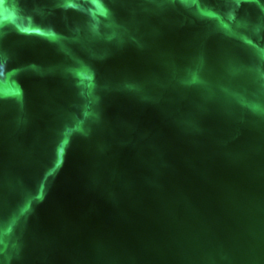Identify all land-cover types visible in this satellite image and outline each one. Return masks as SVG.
I'll return each mask as SVG.
<instances>
[{
    "label": "water",
    "instance_id": "1",
    "mask_svg": "<svg viewBox=\"0 0 264 264\" xmlns=\"http://www.w3.org/2000/svg\"><path fill=\"white\" fill-rule=\"evenodd\" d=\"M0 264H264V0H0Z\"/></svg>",
    "mask_w": 264,
    "mask_h": 264
}]
</instances>
